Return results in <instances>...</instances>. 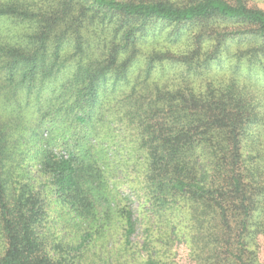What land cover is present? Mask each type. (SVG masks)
<instances>
[{"label": "trees", "instance_id": "obj_1", "mask_svg": "<svg viewBox=\"0 0 264 264\" xmlns=\"http://www.w3.org/2000/svg\"><path fill=\"white\" fill-rule=\"evenodd\" d=\"M263 52L249 0H0V264H255Z\"/></svg>", "mask_w": 264, "mask_h": 264}, {"label": "rangeland", "instance_id": "obj_2", "mask_svg": "<svg viewBox=\"0 0 264 264\" xmlns=\"http://www.w3.org/2000/svg\"><path fill=\"white\" fill-rule=\"evenodd\" d=\"M172 2H180V0H170ZM249 4L250 6H254V7H258V8H261V9H264V1L262 0H249ZM199 26L198 25H194V26H186V28L183 30H180V34L182 35V37H186L188 36L189 37V34H193L194 32H196L198 30ZM173 34V32L171 33ZM170 35V34H168ZM168 35H163V37L159 38L157 41L155 42H152L151 44H149L148 47L145 48V51L148 52V53H154V52H158L160 50H165L167 47H169V45L165 42V36H168ZM245 41H247V39L244 37V38H241ZM239 40H234L230 43H227V47L229 49V51H231L230 54L234 53V51H236L237 49H239V47L241 46L239 43ZM181 45H184L185 44V41L184 39L181 40ZM243 48V47H242ZM253 53V51H252ZM264 53V52H263ZM227 54V53H226ZM253 56L255 55V53L252 54ZM264 55L260 56V57H257L258 61L263 63L264 64V58H263ZM226 58V56H225ZM226 60V59H225ZM228 60V59H227ZM254 67H257V65L254 63L253 64ZM253 69H251L250 71L252 72ZM229 75V72L227 73H224V78H227V76ZM249 77H244V80H247ZM254 87V85L252 84V88ZM264 90V85H262L261 87V90ZM245 93L247 95H249L251 98H253L252 101H254L255 99H257L256 96H258L259 94L256 92V91H249V90H244ZM255 97V98H254ZM256 255H257V262L255 261V264H264V238H261L260 239V248L256 250Z\"/></svg>", "mask_w": 264, "mask_h": 264}]
</instances>
